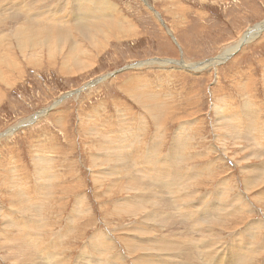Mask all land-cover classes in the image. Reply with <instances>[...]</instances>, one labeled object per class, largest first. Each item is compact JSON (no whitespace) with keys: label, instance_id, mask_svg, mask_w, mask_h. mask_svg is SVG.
<instances>
[{"label":"rangeland","instance_id":"obj_1","mask_svg":"<svg viewBox=\"0 0 264 264\" xmlns=\"http://www.w3.org/2000/svg\"><path fill=\"white\" fill-rule=\"evenodd\" d=\"M43 1L38 0L37 5L42 4ZM89 1L85 2L91 6ZM98 1L103 4V9L92 21L77 18L72 12L68 22L60 19V22L54 23L52 31L62 35L60 29L71 25L72 20L77 18L81 21V30L83 27L104 29L110 26L125 32L118 34L115 31L112 34V31H106L105 37L102 34H96L95 38H92L93 45L84 43L78 46L74 43L83 39L88 33L76 35V30L71 26V30L62 35L66 37L64 39L66 43L58 49L63 50L42 52L38 63L34 64L33 68L21 65L24 59L16 52V49L11 54V58L16 57L19 61L18 71H11V69L7 71L6 67L0 68V224L4 219L3 215H7V219L11 215L10 212H6L7 210L12 212L15 219H18V215H22L19 212L21 205L17 206V202L15 204L12 202L14 192L18 191L17 193H24L23 196L28 197L29 205H33L34 209L30 208V212L34 214L28 216L32 217L38 214L37 211L40 212L42 227H47V232L45 229L38 231L44 232L40 239H35L38 243H35L36 248H33L43 264H46L47 255L51 257L52 264H80L81 261L83 264V255L90 258L91 254L97 260L94 264L100 262L104 254L105 238L95 237V242L91 244L97 232L107 236L113 245L109 251L105 252V264H133L132 262L142 255V252H139L132 257L129 256L123 247L125 242L146 248V259L156 264H191V262L194 264L196 260L199 264H205L204 260H209L207 264H229V257L237 258L240 253H247L248 250L247 257L249 256L250 260L245 259L242 262L264 264V247H262L264 238L262 237L263 239L261 238L259 242L257 240L258 236H264V227L256 228L251 225L254 221L264 223V213L252 201L251 195L245 199L249 200L248 207L250 210L252 207L253 210L246 209L240 214L241 216H237L238 212L236 216L229 218L227 222L230 221V223L226 222L225 227L220 223L217 225L218 228L215 226L212 228L210 223H202L208 221L210 214H206L207 218L200 217V220L197 215L205 207V199L201 197L209 194L211 196L207 201H212L217 187L226 181L233 198L245 196L243 177L240 172L242 167L249 163H235L242 158L243 153L233 155V159L230 154L222 155L221 142L216 140L218 138L215 129L218 113L216 108L218 105L224 109L225 107L222 106L226 103L229 104L230 109L240 114L243 112V104L248 101V103L251 102L250 120L256 119L254 113L256 106L262 111L257 117L258 123H264V28H259L261 29L259 33L250 40L241 41L247 32L264 24V0ZM47 3L50 4L49 8H52L53 4L64 2L63 0H46ZM68 3H64L67 5L63 9L67 14L76 2ZM58 8L62 9L61 5ZM20 13H28V19L32 21V25L44 23L47 19L41 13L22 11L20 8L7 14L6 23L8 25L18 23L16 19L20 17ZM2 23L0 22V26H3ZM71 47L80 52L78 53L80 61H87V63H83L81 67L73 66V59L66 57L68 51L72 50ZM231 47H235L233 52L222 59L226 49ZM2 73L6 77L11 75L9 81H6L7 85L3 82ZM134 92L136 94H133ZM132 96L142 98L144 104L138 105L133 102ZM181 127L184 128L183 131L181 130V135L185 134L182 140L186 138L189 140L186 139L188 144L185 143V145H189L186 150L189 149V152L184 150L185 156L189 158L193 154L194 158L200 154L204 155L202 158H197L198 161L193 160L191 156L188 162L181 164L182 167H187L183 174L186 177V183L182 182L181 185L185 187V184H193V186L198 184V188L192 190L197 195H188L192 197L191 199L188 196L179 195L177 206L182 212L183 209L180 207L182 202L193 203L195 213H185L190 217L181 216L186 227L184 231H179L182 234L185 233L187 238L180 237V241L184 244L180 247L181 253L175 254V257L169 254L162 258L161 255L163 256L164 252H161V245L168 240V237H163V233L158 232L152 236L138 234L137 237L132 235L136 234L134 231V233L128 232L127 239L123 242L120 240L121 235L116 233L121 231V228L129 230L133 224H136L135 220L104 218L111 210H106L105 204L108 203L106 198L98 199L103 194L97 192L100 190L94 182V176L105 175L108 171L111 174L110 167L115 166L107 163L106 165L105 162H95L94 167L91 164V158L97 155V148L102 155L109 156L112 153L116 154L123 146L131 150L129 153L121 154V158L134 160L131 154L141 153L143 156L139 160H144L153 146V141L157 139L156 143L159 144L160 138L164 137L165 148L160 145L158 158L165 161L170 157L168 149L173 136ZM258 128L257 134L260 135ZM236 134L237 132L234 131L232 136ZM103 137L106 139V145L100 144ZM258 140H255L256 145L264 150V140L257 143ZM140 142H143L142 147L145 149L141 147L140 151L134 152V146ZM154 147L157 150V146ZM239 149L235 148L237 153ZM227 150L230 152L232 149L228 147ZM37 159L42 160L43 167L51 165L49 169L43 168L44 171H49L45 174L60 175V183L58 182L57 185L65 188L67 192L63 190L56 195L53 192H57L56 189L44 187L48 179H42L40 174L39 179L35 176L36 163L34 162ZM44 160L47 163H44ZM259 160L263 159L251 161L255 164L261 162ZM212 164L215 167L213 173L204 172L206 176H202L199 170L198 180L191 177L195 174L193 171L196 167L197 170L205 169ZM141 167L142 165L136 164V167L132 165L130 175L143 178L139 176ZM117 170H120V167ZM142 174L147 175L144 178L148 179L152 178L153 173L141 172ZM120 175L124 174L119 173L110 179H120ZM72 189L73 193H69ZM147 191L151 192L149 189ZM44 192H46L45 195ZM52 195L57 197L53 199L54 201ZM76 196L87 199L85 207L88 208L85 209L88 212L83 213L79 219H75V224L70 231L66 224L67 215L76 206L73 204ZM159 196L163 194L159 193ZM174 199L172 197L170 200L172 206L176 205L173 203ZM52 204L54 207L58 206L55 212L51 211ZM42 205L41 210H37ZM162 208L161 205L160 209ZM164 210H169L168 206ZM48 211L50 214L47 213ZM170 211L174 212L171 213L170 219L173 217L175 220L172 218L167 224L172 226L178 217L175 212L179 211L176 210V206L174 210L170 208ZM215 214L216 217H220L217 213ZM237 218H240L239 222ZM241 219L243 222H240ZM120 220L125 223L123 224ZM263 223L262 226H264ZM249 227L251 230L248 229ZM176 237L177 235L172 237L171 244H174ZM247 237L251 242L247 241ZM54 241L56 244L53 243ZM209 241L212 242L209 243ZM47 242L51 243L50 249ZM149 243L152 246H158L159 249L157 251L150 249L152 246ZM198 243H208L209 248L200 246ZM211 245L213 247H210ZM218 245L220 249L217 248ZM21 246L23 247L22 243ZM2 252L4 250H0V258ZM187 252L189 256L182 257L187 256ZM118 255L120 260H116ZM169 258L177 261H171ZM34 262L37 264L39 260ZM4 263L8 264L1 258L0 264Z\"/></svg>","mask_w":264,"mask_h":264},{"label":"bare ground","instance_id":"obj_2","mask_svg":"<svg viewBox=\"0 0 264 264\" xmlns=\"http://www.w3.org/2000/svg\"><path fill=\"white\" fill-rule=\"evenodd\" d=\"M37 1L38 0H1L0 1V22H3L2 23L3 26H0V68L6 67L5 70H7V71H8V69H11V71H13V70L18 71V65H20L19 61L16 59V57L11 58V54H13V52H15L14 49H16L17 50L16 52H18V54L24 59V61H23V63H21V65L23 64L22 66H25L28 68H30V67L33 68L34 64L38 63L39 57L42 54V52L50 53V52H55V50L56 51L57 50H63L62 48L58 49V47H62V45H64L66 43V41H64V39H66V37H62V35H64V33H67L69 30H71V26H73L72 29L76 30V35H80V33H88V35H90V36L85 35L83 37V39H81V40L79 39L78 41H76V43H74V44L78 45V46H81L84 43H89V44L91 43V45H93V43H92L93 39L92 38H95L94 36L96 34H98V35L102 34L105 37L106 31H108V32L112 31V34L115 31L118 34L125 32V31H121V30H115L112 27L106 26V25H104V27L106 26V28H104V29H94V27H86V29H85L83 27L81 30V21L77 18L92 21V19L95 18L97 15H99L103 9V4L98 0H90L89 3L91 4V6H89L88 3L85 2L87 0H70V1H75L76 4L70 9V13H68V14L63 9H64V7H66L67 4H69L68 3V2H70L69 0H63V2L67 3V4H64V3L63 4H53L52 8H49V6H50L49 3L46 4V0H44L42 2V4H40V5H37ZM59 5H61L62 9L58 8ZM20 8L22 9V11L30 10V11H35V13H41L47 19H46V21H44V23H36V25H32V21H30V19H28V13H20V17H18V19H16V21H18V23H10V25H8V23H6L7 14L9 12L19 10ZM72 12H74L76 14V16H77L76 20L73 19L71 25H66L60 29V32L62 33V35H58V33H54V31H52V29H54V23L60 22L61 21L60 19H62L64 22H68L72 16ZM22 17H24V19H22ZM259 28H264V24L259 25L257 27H254V29L252 31L247 32L241 41L250 40L251 37H253V36H255V34L259 33V31L261 30ZM93 33H95V34L93 35ZM106 38H107V36H106ZM241 41H240V43H241ZM240 43H239V45H240ZM54 47H57V49H54ZM71 48H72V50L70 49L68 51L66 57L73 59V63H74L73 66L81 67L83 65V63H87V61H80L79 55H78V53H80V52L76 51L77 49L75 50L74 47H71ZM234 49H235V47H233V48L231 47L229 49H226L225 53L222 55L221 58L222 59L226 58L225 56L232 53ZM82 57H86V55H82ZM219 60H221V59H219ZM8 73L11 74L10 72H8ZM2 77L4 79L3 82L6 83V81H9L11 75H8L6 77V75L4 73H2ZM7 84L8 83H6V85ZM133 90L135 91L136 89H133ZM133 94H136V92H134ZM131 99L133 100V102L137 103L138 105L144 104V100L142 98H138L137 96H132ZM250 103H248V101H247L245 104H243L244 105L243 110H242L243 112L242 113L240 112V114L237 113L236 110L230 109V107L228 106L229 104H226V103H224L222 106V107H225L224 109L218 107V105L216 108V111L218 112L216 114L217 126H219V127L216 126V128H215L216 132L218 133V138L216 140L221 142L220 147H222V148H220V149H222V155L227 156L228 154H230L231 158L233 159V155L234 156L242 155V153H243L242 158L237 160L235 163L236 164H238V163H243V164L249 163V165L245 164V166L242 167V170L240 172L241 176L243 177L242 185H243V189L245 192V196H239V198H233L234 196H232L230 186L226 181L227 191L225 189L226 183H221L219 185V187H217V190H215L216 194L212 196V199H211L212 201H207V199H210V196H211L209 194L203 195V197H201V198L205 199V207H203L201 212H198V214H197V215H199L198 219L200 220V217L207 218L206 214H210L209 219H207L208 221H203L202 223H210L212 225V228H213V226L217 227V225H219L220 223H222V226L225 227L227 225H224V224L228 223L227 221L229 220V218H233L234 216H236V214H238V212H239V214L237 216H241L240 214L242 212H244L246 209L250 210V208L248 207L249 200L245 199V197L248 198V195H251L252 201H254L260 207L261 211L264 213V187H263L264 186V150L259 149L258 146L256 145V142H255V140L256 139L258 140V138H259V140L257 141V143H259V141H261L262 139L264 140V123H258L257 117L260 115V113L262 111L258 110L256 108V106L254 108V113L256 114V119L250 120V118H249V115L251 113V104ZM241 106H240V108H242ZM220 110H222L221 113L219 112ZM257 127H259L258 129L260 130L259 131L260 135L257 134V131H258ZM222 128H225V129H222ZM182 129L184 130L183 127H181V129H178L176 131L175 135L173 136L172 142L170 144L171 146L168 149L170 157H168L165 161L163 159L158 158L159 149L161 148L160 145H162V147L165 148L164 142H163L164 137L160 138L161 144L156 143L157 139L153 141V144H152L153 146L151 145L152 147L150 149L151 151L149 150V153L147 154V156L145 157L144 160H139V158H141L143 156L141 153H139V154L138 153H132L131 156H132V158H134V160L133 159L130 160L127 158H121L120 157L121 154H124V152L129 153V151L131 150V149L127 150L129 147L127 148V147H123V146H122V149L119 150L116 154L112 153L109 156L102 155L99 152V149L97 148V155L93 156L91 158L92 161L90 160L91 164L94 167L96 166L95 162H100V163L105 162V164L106 163L109 165L113 164L115 166L112 168L110 167L111 174L108 171L106 173L104 172L105 175L101 174L98 176H94V175L93 176H94V182L97 184V186L99 187V190H100L97 192H101V195L103 194V196L99 197L98 199L102 200L103 198L104 199L106 198V200L108 201V203L105 204L106 210H109V209L111 210V212L109 214H106L107 216H104V218H109V220L126 219V218L128 219L129 218V220L133 219V220H135L134 222H136V224H133V226L129 230H127L125 228H124L125 230L123 228H121L122 229L121 231L115 230L116 232L118 231V233H116L117 235H121L120 240L125 242V239H127L126 237L128 236V232H133V231L136 234H132V235L133 236L137 235V237H138V234L144 235V236H152L154 234H157L158 232L160 234L163 233V237H168V240H166L167 241L166 243L161 245V250H162L161 252H164L163 256L161 255L162 258H164V256L167 257V255H169V254H171L173 257H175V254L177 255V254L181 253L180 247L184 244L182 243L183 241L182 242L180 241V237L184 236L185 239H187L185 236V233L182 234V232L179 231V230L184 231V228L186 227V225L183 223L184 220L181 219V216L188 217L189 214L186 215L185 213H187V212L192 213L195 211L194 210L195 208H193L194 204L190 203V202H186V203L182 202V205L180 206L183 209L182 212L179 211L178 206H177V204L179 202V195L180 196L197 195L196 193L192 192V190L194 188H198V184L197 185L194 184L195 186H193V184H189V185L185 184L186 185L185 187H183L181 185L182 182L186 183L185 182L186 177L183 176V174L186 172V169H187V167L186 168L182 167L181 164L184 162H188L189 158H191V156H192L193 160L195 159L196 161H198V159L202 158V156L204 155V154L203 155L200 154L198 156H194V158H193V154L189 158H187L185 156L186 154H184L183 151L185 150L186 152L187 151L189 152V149L186 150L187 146H189V145H185L186 139H187L186 137H185L186 139L184 138L185 142L182 140V137L185 135V134L181 135ZM234 131H236L237 134L235 136H232ZM256 136H258V137H256ZM105 140L106 139L103 137L101 139L100 144L106 145L107 143L105 142ZM142 143L143 142H140L138 145L134 146V148H135V149H133L134 152L140 151V148L143 146ZM186 144H188V142ZM154 146H157V150L155 149ZM228 147L232 149L230 152H229V150H227ZM235 148H240L238 153L236 152L237 150H235ZM142 149H145V148L142 147ZM155 151H156V156H155ZM209 151H211V150H209ZM179 152L182 155L178 154ZM43 156H44V154H43ZM252 159L253 160L254 159H263V160L262 161L259 160V161H261V162H258L259 164L258 163L252 164V161H251ZM112 160H115V161L113 162ZM133 161H134V164H133ZM233 161H235V160H233ZM45 162L46 161L44 160V163ZM219 162H221V161H219ZM34 163H36L35 164L36 171L35 170L34 171L36 172L35 176H37V179H39V174H40L42 179H44V180L48 179L46 181L47 184L44 186L45 188L56 189L57 192L53 191L54 194H56V195H59L58 193L62 192L63 190L66 191L65 188L57 185L58 182L60 183V179H59L60 175L59 176H57V175L53 176V174H55V173H53L51 176H48L47 175L48 173L45 174V172H49V171H44L43 168L46 166L44 165V167H43V163H42L41 159H37L36 162H34ZM136 164L139 166L142 165V167L140 168L139 176L143 177V178H137L135 176L130 175L131 174V173H129L130 167L132 165H134L136 167ZM50 166H48V167H50ZM48 167H46V168H48ZM118 167H120V170H117ZM213 168H215L213 166V164L209 165L205 169L198 168V170H197V167H196V169L193 171V172H195V174L191 177H194L195 178L194 180H198L197 178L199 176L200 171H201L200 174H202V176L203 175L206 176V174H204V172L213 173L215 171ZM141 172H149L150 174L152 172L153 173L152 178L150 176H148V177H150L148 179L144 178L147 175L145 176V175H143L144 174L143 173L142 174L143 176H142ZM119 173L124 174V175H120V179H117V180L110 179V177L117 176ZM135 173H136V169H135ZM135 175L137 176V173ZM187 178H189V177H187ZM207 178L208 177H206V179ZM151 180H153L154 182H152ZM204 181H205V179H204ZM228 181H230V179ZM188 183H189V181H188ZM63 184H61V186ZM77 184H79V183H77ZM103 188H104V190H103ZM148 189L151 190V192L147 191ZM73 191L74 190L72 189V191H70L69 193H73ZM17 192H14V197H13L12 202H13V204H15L17 202V206L21 205L19 212L22 215H18L17 216L18 219H15L12 216L13 215L12 212L9 210L6 211L8 213L9 212L11 213L10 216L8 215L9 216L8 219H7V215H3L4 219H2V222L0 224V239L3 238L4 240L0 241V250H4V252H2L3 254H2L1 258H2L3 262H7L8 264H36V262H34V260H39V262L37 264H43L41 262L40 257L37 256L38 253L33 248H36L35 239L36 238L40 239L42 232H44V231H41L39 233L38 231L43 230V229H45V231H46L47 227H42V223H41L42 220H40V216H41L40 212L37 211L38 214H36L32 217H29L30 215L34 214V213L30 212V208L34 209L32 207L33 205L31 206L28 204L29 199L27 196L26 197L23 196L24 193L22 194L21 192L20 193H17ZM53 192H52V194H53ZM45 193L46 192H44V195H45ZM159 193H162L163 196H159ZM255 193H257V195ZM168 194H169V196H168ZM16 196H17V199H16ZM157 197H158L159 201H156V200H158ZM172 197L175 198L173 200V203L176 204L175 205L176 210L181 212V213L175 212V214L178 215V217L176 216L177 221L175 223L173 222L174 224H172V226H170L167 223L169 220H172V218H173L172 217L170 219V217L172 215L171 213H174L173 211H170V208L172 210H174V208H175V206L171 205L170 200L172 199ZM55 198H57V197L52 195V200L53 199L55 200ZM75 198L76 199L73 201V204L74 205L76 204V206L73 207L70 214L67 215L68 219H67L66 224H67V227L70 228L69 229L70 231L73 228V225L75 224V219L76 218L79 219L83 213L87 214V212H88V210L85 209V208H88V207H85L86 203H87L86 202L87 199L85 200V198H83L82 196H76ZM184 198H186V197H184ZM188 198L191 199L192 197L188 196ZM110 200H112V201H110ZM181 200H180V202H181ZM195 201H197V200L195 199ZM53 205L54 204H52V206H51V211L55 212V210L57 209L58 206L54 207ZM161 205L164 209L166 206H168L169 210H164L163 208L160 209ZM42 207H43V205L41 207H39V209H37V210H41ZM242 208H243V210H241ZM1 210H2V208H1ZM251 210H253L252 207H251ZM15 213H17L16 209H15ZM47 213L50 214L49 211ZM215 213H217L220 217L219 218L216 217ZM193 216H194V214H193ZM42 218H44V217H42ZM240 218H237V221ZM188 219L190 220L191 218H188ZM173 220H175V219L173 218ZM120 221L122 222V220H120ZM43 222H44V220H43ZM240 222H243V220ZM122 223L124 224L125 222H122ZM229 223H230V221H229ZM247 223H250V222H247ZM262 223L260 221L259 222L254 221V222H251V225H253V227L255 226L256 228H262V227H264V226H262ZM197 224H198V222H197ZM191 226H194V225L191 224ZM215 227H214V229H216ZM251 228H252V226H251ZM248 229H250V227ZM193 231L192 232L190 231V232L194 233ZM185 232H186V230H185ZM241 232L243 233V231H241ZM249 232L251 233V231H249ZM68 233H70V232H68ZM174 235H177V237L174 240V244H171V240H172V237L174 238ZM234 235H236V234H234ZM66 236H68V235H66ZM95 237L96 238L97 237L105 238L103 257H102V259L100 257V259H101L100 262L96 263V264H105L104 259L106 256H104V255H105V252L109 251L112 248V246H113L112 242H111V240L109 241L107 236H105L104 234H102L100 232H97L96 235H94V239H92L93 241L91 244H93L95 242ZM230 237H231V235H230ZM234 237L236 238L238 236H234ZM252 237L253 236L251 235V238ZM262 237L264 238V236H258L257 237L258 242L260 241V239ZM131 239H130V241H132ZM55 241L53 243H55ZM232 241H234V240H232ZM245 241H246V239H245ZM247 241H248V237H247ZM210 242H212V241H209V243ZM248 242H251L250 239ZM21 243L23 244V247L21 246ZM47 243L49 245V247L48 246L47 247H48V249H50L51 243H49V242H47ZM216 243L218 244L219 242H216ZM262 243H263V240H262ZM154 244H156V243H154ZM198 244L200 246H204L206 248H209V246L207 245L208 243H204V244L198 243ZM260 245H262V244L260 243ZM150 246H152V245L150 244ZM214 246H217V245L214 244ZM123 247L126 249L127 253L131 257L138 254L139 252H142L141 256H139L140 255L139 254L138 255L139 257L138 258L136 257L137 259L132 258L133 260L136 259L134 262H132L133 264H156V262L150 263L148 261V259H146V257H145L146 256V250H147L146 248H144L142 246L133 245V243H131V242H128V243L125 242V246H123ZM210 247H213V246L211 245ZM219 247H220V245H218L217 248L220 249ZM262 247H264V243H263ZM99 248H101V247H99ZM258 248H259V246H258ZM150 249H154L155 251H157L159 248H158V246L153 245ZM193 249H195V248H193ZM254 250L256 251V249H254ZM219 252H220V250H219ZM248 252H249V250L247 251V253H242V254L240 253L237 258H232V257L228 256L230 259L229 264L231 262H233V264H247V262H242V261H244L245 259H248V261L250 260L248 258L249 256L247 257ZM82 253L84 254V252H82ZM191 253H192V251H191ZM155 254H157V253H155ZM61 255H62V253H61ZM88 255H89V253H88ZM149 256H151V255H149ZM188 256H189V252H187V256L183 255L182 257L187 258ZM250 256H252V255L250 254ZM169 259L171 261L176 260V259L174 260L173 258H169ZM219 259H221V258H219ZM229 259H227V260L229 261ZM116 260H120L119 255L116 257ZM202 260H203V258H202ZM96 261L97 260L95 259V256H93L92 254H91L90 258L84 257V255H83V264H94ZM121 261H122V258H121ZM47 262H50V264H52L51 263V257L49 255H47L46 264H47ZM207 262H209V260H204L205 264H207ZM81 263H82V261H81ZM214 263H215V261H214ZM248 263H250V262H248ZM263 263H264V261H263ZM61 264H63V263H61ZM116 264H118V263H116ZM191 264H192V262H191ZM194 264H199L198 260H196V262Z\"/></svg>","mask_w":264,"mask_h":264}]
</instances>
